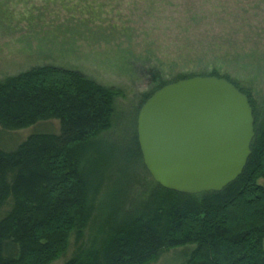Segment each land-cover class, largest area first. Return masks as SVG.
<instances>
[{"label": "trees", "instance_id": "1", "mask_svg": "<svg viewBox=\"0 0 264 264\" xmlns=\"http://www.w3.org/2000/svg\"><path fill=\"white\" fill-rule=\"evenodd\" d=\"M177 1L188 13L201 5ZM201 75L229 81L215 69ZM232 84L247 96L254 118L240 175L220 191L179 193L152 180L140 197L98 201L96 225L103 239L80 244L63 264H149L185 245L195 247L178 264H264V124L257 126L249 94ZM118 94L78 71L49 65L0 80V129L59 123L58 132H34L12 150L0 148V264H50L66 251L72 232L81 241L88 196L96 185L100 189L105 171L103 155L86 154L110 129ZM151 94L141 98L138 110ZM132 139L129 149L146 172L136 131Z\"/></svg>", "mask_w": 264, "mask_h": 264}, {"label": "rangeland", "instance_id": "2", "mask_svg": "<svg viewBox=\"0 0 264 264\" xmlns=\"http://www.w3.org/2000/svg\"><path fill=\"white\" fill-rule=\"evenodd\" d=\"M199 1V9L192 7L197 13H188L177 0H0V80L49 65L120 92L110 129L86 154L103 155L105 171L100 189L96 185L88 196L83 237L76 242L72 232L66 251L50 264H63L80 244L103 239L98 201L140 197L153 184L129 149L144 95L179 76L215 69L249 94L257 126L264 124V0ZM58 130L57 120L0 129V148L9 151L34 132ZM194 247L167 250L149 264L185 263Z\"/></svg>", "mask_w": 264, "mask_h": 264}, {"label": "water", "instance_id": "3", "mask_svg": "<svg viewBox=\"0 0 264 264\" xmlns=\"http://www.w3.org/2000/svg\"><path fill=\"white\" fill-rule=\"evenodd\" d=\"M144 167L179 193L220 191L250 155L254 118L247 96L215 76H194L154 91L136 116Z\"/></svg>", "mask_w": 264, "mask_h": 264}]
</instances>
